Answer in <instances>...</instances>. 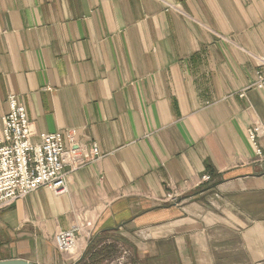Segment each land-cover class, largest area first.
Wrapping results in <instances>:
<instances>
[{"label":"crops","instance_id":"obj_1","mask_svg":"<svg viewBox=\"0 0 264 264\" xmlns=\"http://www.w3.org/2000/svg\"><path fill=\"white\" fill-rule=\"evenodd\" d=\"M256 57L264 0H0V138L13 94L32 142L73 129L99 150L66 192L0 210V260L85 264L96 238L117 248L100 264H263ZM85 221L76 250L54 247Z\"/></svg>","mask_w":264,"mask_h":264},{"label":"built area","instance_id":"obj_2","mask_svg":"<svg viewBox=\"0 0 264 264\" xmlns=\"http://www.w3.org/2000/svg\"><path fill=\"white\" fill-rule=\"evenodd\" d=\"M256 61L264 68V57H256ZM255 85H264L261 72ZM7 103L8 112L2 117L0 138V210L39 188H47L55 194L66 192L67 174L99 156L96 143L88 146L78 143L73 129L40 134V140L32 142L31 122L24 106L13 94L8 95ZM260 137H264V123L255 122L247 128V138L255 146L256 154L263 156L256 145ZM91 228V223L85 221L83 225L55 232V248L61 252L76 250L83 230L89 235Z\"/></svg>","mask_w":264,"mask_h":264},{"label":"trees","instance_id":"obj_3","mask_svg":"<svg viewBox=\"0 0 264 264\" xmlns=\"http://www.w3.org/2000/svg\"><path fill=\"white\" fill-rule=\"evenodd\" d=\"M101 241L92 239L83 252L80 261H85V264H100L109 260L117 253V248L114 243L100 244Z\"/></svg>","mask_w":264,"mask_h":264},{"label":"water","instance_id":"obj_4","mask_svg":"<svg viewBox=\"0 0 264 264\" xmlns=\"http://www.w3.org/2000/svg\"><path fill=\"white\" fill-rule=\"evenodd\" d=\"M0 264H36V263L23 259H8V260H0Z\"/></svg>","mask_w":264,"mask_h":264},{"label":"rangeland","instance_id":"obj_5","mask_svg":"<svg viewBox=\"0 0 264 264\" xmlns=\"http://www.w3.org/2000/svg\"><path fill=\"white\" fill-rule=\"evenodd\" d=\"M168 6H169L170 8H175V7H176V5H170V4H168ZM1 120H2V119H1ZM51 192H52V191H51ZM52 193H53V192H52ZM54 194H55V193H54ZM25 196H26V195H25ZM25 196H23V197H25ZM23 197H21V198H23ZM18 199H19V198H18ZM16 200H17V199H16ZM16 200H15V201H16ZM15 201H13V202H15ZM11 204H12V203H11ZM11 204H10V205H11ZM10 205H9V206H10ZM9 206H8V207H9ZM53 235H54V234H53ZM53 235H52V243H53V245H54V242H53ZM54 247H55V245H54ZM77 247H78V246H77ZM77 247H76V249H77ZM60 252H61V251H60Z\"/></svg>","mask_w":264,"mask_h":264}]
</instances>
